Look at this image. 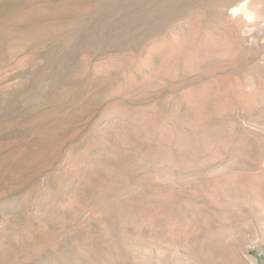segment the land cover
I'll list each match as a JSON object with an SVG mask.
<instances>
[{
  "label": "rangeland",
  "instance_id": "rangeland-1",
  "mask_svg": "<svg viewBox=\"0 0 264 264\" xmlns=\"http://www.w3.org/2000/svg\"><path fill=\"white\" fill-rule=\"evenodd\" d=\"M0 264H264V0H0Z\"/></svg>",
  "mask_w": 264,
  "mask_h": 264
}]
</instances>
